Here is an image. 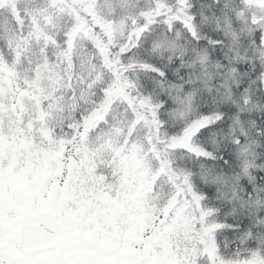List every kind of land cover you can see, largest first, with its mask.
Masks as SVG:
<instances>
[{"label": "snow or ice", "instance_id": "obj_1", "mask_svg": "<svg viewBox=\"0 0 264 264\" xmlns=\"http://www.w3.org/2000/svg\"><path fill=\"white\" fill-rule=\"evenodd\" d=\"M0 264H264V0H0Z\"/></svg>", "mask_w": 264, "mask_h": 264}]
</instances>
